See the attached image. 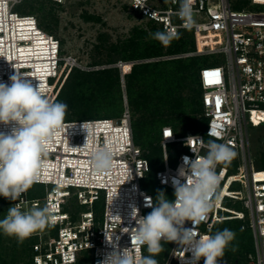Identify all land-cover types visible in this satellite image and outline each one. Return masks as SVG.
Instances as JSON below:
<instances>
[{"label":"built area","instance_id":"obj_1","mask_svg":"<svg viewBox=\"0 0 264 264\" xmlns=\"http://www.w3.org/2000/svg\"><path fill=\"white\" fill-rule=\"evenodd\" d=\"M129 3L132 9L163 29L171 27L180 34L193 33L199 43L205 42L173 57L225 55L224 63L211 61L199 72L207 118L205 129L178 135L172 126L162 127L163 167L156 172V179L160 186L175 191L171 181L183 164L182 158H196L186 143L190 136L200 137L205 143L208 137L230 145L236 156L227 166H217L220 177L217 195L213 197L208 220L199 225L198 231L211 234L210 229L218 221L248 218L255 247L252 264H264V169L254 165L249 137L250 124L264 123V11L235 9L231 0H194L196 24L185 28L176 15L178 0H145L144 9L134 7L135 0ZM250 4H264V0H250ZM4 13L5 20L0 21V42L7 43L8 47L11 44L18 52L33 45L36 39H15L14 36L10 39L9 29L16 26L22 30L20 27L26 24L33 25L37 40L46 41L47 56L40 65L44 72L41 79L32 83L34 86L40 84L54 102L64 79L62 69L65 67L68 74L76 66L75 60L61 55L60 40L41 28L34 15L14 11V2H4ZM14 52H10V48L0 52V82L10 83L9 78L16 70L26 73L27 79L32 80L29 75L35 72L33 65L17 57L4 59L11 54L14 56ZM118 65L123 67L124 62ZM210 128L219 135L208 136ZM6 130L0 125V131ZM114 135L120 141H109ZM89 139L91 145L86 146ZM169 143H182L184 148L175 164L170 162ZM105 144L112 147L114 167L107 173H97L90 163V153ZM190 144L199 156L206 155L207 148L198 141H190ZM43 160V167L34 182L44 186L43 196L31 198L28 189L17 201H12L22 209H26L28 203L32 207L47 205L56 216L53 226L30 237L35 240L30 245L32 264H99L105 254L112 251L105 232L109 236L115 233L112 239L121 249L130 248L131 238L125 233V227H135L132 208H138L139 215L146 216L152 209L146 206L145 197H151L153 202L155 198L143 187V179L151 165L135 143L129 108L117 118L64 120ZM164 180L167 183H162ZM235 184L239 187L234 188ZM228 201L240 202L241 208L227 205ZM97 202L102 203L101 211L97 209ZM185 226L190 228L192 224L186 222ZM170 244L163 264H190L191 252H186V259L181 260L182 249L175 243ZM132 251L137 256L146 255L145 248L135 245ZM199 264H203V259Z\"/></svg>","mask_w":264,"mask_h":264},{"label":"clouds","instance_id":"obj_2","mask_svg":"<svg viewBox=\"0 0 264 264\" xmlns=\"http://www.w3.org/2000/svg\"><path fill=\"white\" fill-rule=\"evenodd\" d=\"M193 2L178 0L176 15L185 28L196 24ZM133 6L146 8L145 0H135ZM150 35L162 46H169L180 38V33L171 27ZM27 77L26 73L16 70L9 78L10 83L0 82V125L7 129L0 131V196L10 201H17L37 181L44 164L43 157L68 110L66 103L51 101L41 85L34 86ZM218 135L210 128L208 136ZM190 141H198L206 147V155L199 156ZM186 143L196 158L184 156L177 175L172 177L175 199L169 200L161 190L157 192L155 202L151 197H145L146 206L152 209L146 216H140L139 209L133 207L131 217L135 220V227H125V233L131 238V247L121 249L112 239L115 233L109 236L105 232L112 251L106 253L99 264H159L156 257L165 251L164 245L168 243H175L182 249L181 260H185V253L190 251V264H199L201 259L203 264H220L226 250H238L232 244L236 238L233 230L225 228L214 234H200L198 231L199 225L208 220L213 197L217 195L220 177L216 168L230 164L236 152L230 145L213 139L205 143L200 137L190 136ZM90 163L97 173L109 172L114 167L111 145L95 148L90 153ZM186 222H191L192 227H186ZM55 223L56 216L47 205L27 209L15 205L0 219V233L22 244L34 233ZM133 245L146 248L148 254L134 255Z\"/></svg>","mask_w":264,"mask_h":264},{"label":"rangeland","instance_id":"obj_3","mask_svg":"<svg viewBox=\"0 0 264 264\" xmlns=\"http://www.w3.org/2000/svg\"><path fill=\"white\" fill-rule=\"evenodd\" d=\"M129 1L130 0H62L61 2H55L53 0H20L21 3L19 2L14 5V11L21 14L30 13L34 15L38 19L39 26L60 40L61 55L64 58L71 56L76 63L75 69H77L79 72L89 71L94 73L98 72L99 70L111 67L118 69L120 73L119 88L123 96L122 112H124L128 107L133 121H138L145 115H149V112H147L146 108L152 109L157 106V101L155 98L156 94L159 92H152L153 82H150V80H148V82L147 79L141 77L138 72L136 73L133 71V65L154 63L159 59H171L176 57H173V55L170 54L161 56H148L144 58L124 59L122 58L121 53L119 54L113 50V45H120L130 37L133 27L138 26L151 32L152 29L159 28L160 26L156 22L149 20L141 13L132 9L129 5ZM231 2L233 7L238 10L246 9L264 11V4H250V2L247 3L246 0H231ZM187 34H190L192 36L191 38L194 39L195 47H197L200 43L205 44L203 40V42L199 43L193 33ZM182 57L187 56H179L177 58ZM205 59L206 63L204 64L214 60H219L224 63L226 60L224 54L207 55ZM121 61L127 62L128 65H125L124 67L119 66L118 63ZM63 66H65V64ZM62 72L61 75L64 77V79L61 85L63 86L68 74H66L65 67L62 69ZM126 75H133L131 83L134 86V92L137 98L141 94H146L149 97L147 102L135 110L134 106L129 105L127 100ZM81 87L83 88V91H87L82 95V97L87 98V105L84 107V109L88 110L87 112L105 114L104 116H109L112 118H117V116L119 117L121 116L120 114H123L118 113L117 111H112L114 110L112 104L116 103L115 98L119 97L120 95L118 87L112 88L115 91L113 94L114 100L109 102L111 104L108 105H103V101H101V99H103L102 96L98 97L97 103L94 102L95 98H91V96L96 97L98 94L96 92L99 91L97 84L85 82L80 85V88ZM90 88H93L94 90L88 92ZM193 88L195 89L193 84L187 85L182 89L181 94L186 96L190 91L193 90ZM74 91V86L72 84H68L65 90L62 92L61 99L58 98V101L64 102L66 104L68 103V110L65 119L80 120L90 118L86 116L72 117L76 116V113L71 102L80 97L78 92L75 91L74 93ZM151 92L152 94L150 96L149 93ZM89 99H92V104H88ZM90 105H92V107H88ZM203 117V110L197 112L196 121H201ZM182 121L183 120L177 124V130L178 132H181L180 134L191 130L187 129L185 132H182L184 126ZM162 123L159 122L158 125H156V133L158 135L160 133ZM195 127H197V125ZM249 137L250 150L254 165L256 168H260V163L264 162V123L259 126H253L250 124ZM143 138L144 137H141L140 139L142 140ZM147 140L149 139L147 138ZM206 140L208 141L210 139L206 137ZM154 143L155 141H153V144ZM183 149L182 143L168 144V152L170 155L171 164H175L179 152ZM144 151L148 152V147L146 149L144 148ZM153 154L162 161L161 151L155 146H153ZM233 170L235 171V169ZM144 187L153 194L155 200L157 192L161 190L165 192V195L169 200L173 199L174 191L167 187L157 185L153 179H149L144 184ZM238 187L239 186L237 184L234 185V188ZM31 188L33 196L39 198L43 196V193L40 192L42 189H44V186L40 184H33ZM28 204L29 205L27 208L32 207L30 203ZM101 205V202H99L97 205V209L99 211L102 209ZM227 205H230L234 208H241L240 202L229 203L228 201ZM11 206H15L13 202L7 203L5 198L0 196V219L5 217L7 210ZM42 206L43 205L40 207ZM85 208L86 207H80V209L83 210ZM151 211L152 210L148 211L147 214ZM215 226L217 231H222L225 228L233 230L236 233V238L232 244L238 247L236 252H232L230 249L226 250L225 257L220 261V264H224V261H226L227 264H252L255 256V247L248 218L243 220L235 218L228 219L219 222V224H216ZM45 230H47V227L42 231ZM27 240L28 238L22 244H18L15 238L6 237L0 233V264H32V251L30 250L29 246L31 244H28ZM164 247L165 251L156 257V259L159 261V264H163L164 259L171 248V245L165 244ZM147 254L148 253H146V255ZM27 261L29 263H27Z\"/></svg>","mask_w":264,"mask_h":264},{"label":"trees","instance_id":"obj_4","mask_svg":"<svg viewBox=\"0 0 264 264\" xmlns=\"http://www.w3.org/2000/svg\"><path fill=\"white\" fill-rule=\"evenodd\" d=\"M246 2L248 3L250 2V0H246ZM23 14H30V13H23ZM159 28H154L150 32L148 30H145L144 28L135 26L131 30L130 37L120 45H113V50H115L119 54L121 53V56L124 59H132V58H144L148 56H161V55H170V54L177 55L183 52L194 50L196 48L194 39L191 38L192 36L187 33L180 34V38L177 40H173L169 46H162L158 41L152 39L150 35V33H154L158 30H164L161 27V25L159 26ZM205 57L206 56L194 55V56H187L182 58L176 57L171 59H159L154 63H142L141 65L138 64L133 65L134 66L133 71H135L136 73L138 72L141 75V77L146 78L147 81L150 80V82L151 81L153 82L152 92L155 91L159 92L156 94V98H155L157 101V106L152 109L146 108L147 112H149V115H145L144 117L140 118L138 121L135 120L133 121L135 143L139 147H141V149L143 150V156L149 160L151 165L150 170L147 172L146 177L143 179L142 182L143 187L144 184L149 179H153L157 183V185H159L156 179V172L158 171V169L163 167V162H162L163 147L161 144V139H162L161 133L163 126L171 125L178 135H184L189 132L196 133L199 131H203L205 129V125L207 123V118L205 117V115L201 121L198 122L196 121L197 112L203 110V114H204V106L202 102L203 90L201 88L199 72L201 67L204 65V63H206ZM125 78H126V86H127L126 87L127 100L129 105L134 106V110H135L136 108L142 106L145 102H147L149 100V97L146 94H141L137 98L135 96L134 86L131 83L133 75H128V76L126 75ZM85 82H91L98 85L99 91H96L98 93L97 96L96 97L91 96V98H95L94 102L97 103L98 97L102 96L103 99H101V101H103V105L104 104L108 105L111 104L109 102L114 100L113 94L115 91L112 88L120 87L119 85L120 73L118 69L113 67L105 68L94 73L89 71L79 72L77 69H75L74 66L68 73L66 80L63 83V86L54 102L58 101V98L61 99L62 92L65 90L66 86L68 84H72L74 86V90L77 91L78 95L80 96L78 99H75L73 102H71L76 113V116H72V117H77V116L90 117L80 120L112 118L109 116H104L105 114L87 112L88 110L84 109L85 105H87L86 104L87 98L82 97V95L87 91H83V88L82 87L80 88V85ZM110 82L112 85L110 84ZM189 83L193 84L195 86V89L193 88V90L190 91L186 96H183L181 94V91L185 86L190 85ZM91 90L94 89L90 88L88 92H90ZM118 90L120 95L119 97L115 98L116 103L112 104L114 107V110L112 111L123 113L122 112L123 96L120 92V88ZM152 92L149 93L150 96ZM91 100L92 99H89L90 102L88 101V104H92ZM88 107H92V105ZM120 115L122 116V114ZM65 120H74V119H65ZM181 120H183L182 122L184 123L182 132H185L187 129H191L190 131L185 132L183 134H180L181 132H178L177 124ZM159 122L161 123L163 122V123L161 124L160 133L158 135L156 133V125H158ZM196 125L197 127H195ZM141 137L144 138L141 140L140 139ZM147 138L150 141L147 140ZM153 141H155L154 144ZM153 146L157 147V149L161 151L162 161L159 160L153 154ZM147 147H148V152L144 151V148L146 149ZM260 164H261L260 168L264 169V162H261ZM43 191L44 189H42L40 193H43ZM29 196L31 198L36 197L33 196L31 187L29 188ZM5 200L7 201V203L12 202L8 199ZM98 203L99 202H97V205ZM219 222L222 221L216 222L214 226L216 224H219ZM214 226L210 229L211 234H214L217 231L216 226L215 227ZM34 241H35L34 238H28L27 240L28 244H31ZM27 263L29 262L27 261Z\"/></svg>","mask_w":264,"mask_h":264},{"label":"bare ground","instance_id":"obj_5","mask_svg":"<svg viewBox=\"0 0 264 264\" xmlns=\"http://www.w3.org/2000/svg\"><path fill=\"white\" fill-rule=\"evenodd\" d=\"M4 2H14V5L19 3L20 0H0V21L2 20V23L4 22ZM1 24V22H0ZM22 26V25H21ZM10 27V26H9ZM22 28V30H18L16 26H14V29L11 30L9 29V35H10V39L12 36H14L15 39L18 38H23V39H36L35 43L31 46H29L28 48L27 47H24L21 50V52H18L16 51V49L13 48V46L10 44V46L8 47L7 46V43H2L0 42V52L5 50V49H8L10 48V52H14L12 56V54L10 56H5L4 59L8 60V59H11V58H15L17 57L18 59L20 60H25L27 61L26 63H29L31 65H33L35 67V72L33 74H30L29 76H31L30 78H33L31 81L33 80H36L38 78L41 79V75L44 71L42 66H40L41 64H43V62H45L44 59H46L45 57L47 56L45 54V52H47V43L46 41H43V40H37V37H35V35L33 34L34 31H33V25L31 24H26L24 25L23 27H20ZM32 28V29H31ZM24 29V30H23ZM31 29V30H29ZM21 34V35H20ZM20 35V36H19ZM1 40V39H0ZM5 41V40H4ZM13 49V51H12ZM2 53H0L1 55ZM0 60H1V56H0ZM125 65H128L127 62H124V66ZM123 66V67H124ZM40 75V77H38ZM128 108V107H127ZM113 134H116V133H113ZM88 134H86L87 136ZM116 136L114 135L113 136V140L110 139L109 141H120V139L118 140L117 138H115ZM89 146L91 145V142H90V139L86 142V146ZM87 153L85 154H88V151H86Z\"/></svg>","mask_w":264,"mask_h":264},{"label":"crops","instance_id":"obj_6","mask_svg":"<svg viewBox=\"0 0 264 264\" xmlns=\"http://www.w3.org/2000/svg\"><path fill=\"white\" fill-rule=\"evenodd\" d=\"M204 115H205V113H204ZM206 117V116H205ZM132 123H133V119H132ZM207 124V123H206ZM171 126V125H170ZM206 126V125H205ZM134 130V129H133Z\"/></svg>","mask_w":264,"mask_h":264},{"label":"water","instance_id":"obj_7","mask_svg":"<svg viewBox=\"0 0 264 264\" xmlns=\"http://www.w3.org/2000/svg\"><path fill=\"white\" fill-rule=\"evenodd\" d=\"M122 78H123V76H122Z\"/></svg>","mask_w":264,"mask_h":264}]
</instances>
